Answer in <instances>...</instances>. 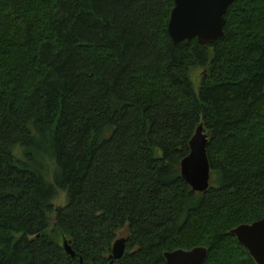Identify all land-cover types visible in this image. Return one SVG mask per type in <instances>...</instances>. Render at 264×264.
<instances>
[{
    "label": "trees",
    "instance_id": "trees-1",
    "mask_svg": "<svg viewBox=\"0 0 264 264\" xmlns=\"http://www.w3.org/2000/svg\"><path fill=\"white\" fill-rule=\"evenodd\" d=\"M174 8L0 0V264H111L120 238L114 264H256L230 232L264 218V0H236L207 46L173 43ZM201 125L204 194L181 175Z\"/></svg>",
    "mask_w": 264,
    "mask_h": 264
},
{
    "label": "water",
    "instance_id": "water-1",
    "mask_svg": "<svg viewBox=\"0 0 264 264\" xmlns=\"http://www.w3.org/2000/svg\"><path fill=\"white\" fill-rule=\"evenodd\" d=\"M236 0H175L168 31L175 45L197 40L199 45H213L225 37L226 15ZM208 137L201 125L190 143V154L181 163V175L195 193L204 194L211 188L212 171L208 157ZM256 264H264V218L251 225H242L230 232ZM63 247L72 258L75 253L68 242ZM125 238L118 239L112 249L111 260H121L126 253ZM209 251L195 248L178 250L164 255L167 264H204Z\"/></svg>",
    "mask_w": 264,
    "mask_h": 264
},
{
    "label": "rangeland",
    "instance_id": "rangeland-1",
    "mask_svg": "<svg viewBox=\"0 0 264 264\" xmlns=\"http://www.w3.org/2000/svg\"><path fill=\"white\" fill-rule=\"evenodd\" d=\"M204 77V71L203 70H198L194 73V76H193V79L195 81V84H196V87L197 89H199V85H200V82H201V79ZM214 178L215 177H212V181L214 182ZM67 196L66 194L64 193H61L60 194V197L57 201H55V206L56 208H62L66 205L67 203Z\"/></svg>",
    "mask_w": 264,
    "mask_h": 264
}]
</instances>
